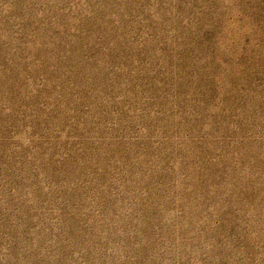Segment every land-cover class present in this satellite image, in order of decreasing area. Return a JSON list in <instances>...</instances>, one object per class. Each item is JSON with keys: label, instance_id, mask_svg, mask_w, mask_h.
Wrapping results in <instances>:
<instances>
[{"label": "rangeland", "instance_id": "rangeland-1", "mask_svg": "<svg viewBox=\"0 0 264 264\" xmlns=\"http://www.w3.org/2000/svg\"><path fill=\"white\" fill-rule=\"evenodd\" d=\"M0 264H264V0H0Z\"/></svg>", "mask_w": 264, "mask_h": 264}]
</instances>
